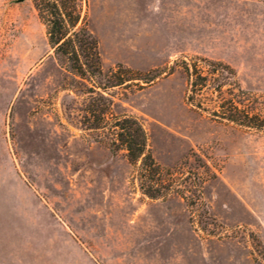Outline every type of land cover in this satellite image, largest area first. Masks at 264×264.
I'll list each match as a JSON object with an SVG mask.
<instances>
[{"label": "rangeland", "instance_id": "obj_1", "mask_svg": "<svg viewBox=\"0 0 264 264\" xmlns=\"http://www.w3.org/2000/svg\"><path fill=\"white\" fill-rule=\"evenodd\" d=\"M18 1L0 0V264H264V0H72L83 45L60 52L48 1ZM121 123L164 171L130 160Z\"/></svg>", "mask_w": 264, "mask_h": 264}, {"label": "trees", "instance_id": "obj_2", "mask_svg": "<svg viewBox=\"0 0 264 264\" xmlns=\"http://www.w3.org/2000/svg\"><path fill=\"white\" fill-rule=\"evenodd\" d=\"M44 1H48L45 4V8H42V5L38 3L39 0H36V3H38V7L40 9L42 8L40 10L42 13V16L43 15L45 16V11L49 13V16L44 17V19L46 20L48 24L50 43L56 49V51L60 52L64 50L66 46H68L69 44L73 45L74 47L76 42H79L81 45H83L79 39V33L74 32V29L76 28V26L78 25L80 21V14L77 15L76 17L74 16L73 11H76V6L72 7V4H71L72 0H54V1L44 0ZM68 5H71V7ZM87 36H89V39H90L89 43H91L93 47V51L96 50L98 46L96 40L91 36V34L88 35L87 33ZM84 44L86 45V43ZM74 49H76V47ZM74 55L78 56V51L74 50ZM218 66L224 67L222 64H219ZM198 79L199 80L194 81L192 83L191 93H194V95L198 87L200 88L204 87V84L206 82V78H202V77L200 78L198 76ZM199 81H202V82H199ZM194 95L189 96L188 98V101L190 104H193L194 102ZM232 108L233 110L235 109L238 112V108H234V106H232ZM241 114H243L244 115L243 117L247 119L246 121L242 120V122H240L241 120L239 119L236 120L234 116L227 118V120L233 123L240 124L241 126L252 127L251 120L253 118L252 117L250 118L249 114L245 112H241ZM137 127H138V131L137 133H135V135H133L131 128H127L125 124L123 123L120 124V128L122 129V131L125 129L129 130L128 131L130 133L129 136H130V139H132L127 142L128 144L126 146L130 160L133 162L139 159L140 157H144V163L142 166L143 172L147 173L149 171L148 168H150L160 174L162 170L164 171V169L155 162V160L149 153H147L145 132L142 126L139 125L138 123H137ZM120 136L122 137V141L126 140L125 135L123 133H121ZM135 138H139V140ZM147 161H148V164L145 163ZM151 188L153 189V187ZM151 191L152 190H149L148 192H146V194L148 196L153 197V194H152L153 192Z\"/></svg>", "mask_w": 264, "mask_h": 264}, {"label": "water", "instance_id": "obj_3", "mask_svg": "<svg viewBox=\"0 0 264 264\" xmlns=\"http://www.w3.org/2000/svg\"><path fill=\"white\" fill-rule=\"evenodd\" d=\"M26 0H19L18 3H23L25 2Z\"/></svg>", "mask_w": 264, "mask_h": 264}]
</instances>
